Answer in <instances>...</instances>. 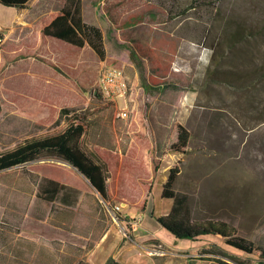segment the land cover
<instances>
[{
    "label": "rangeland",
    "instance_id": "1",
    "mask_svg": "<svg viewBox=\"0 0 264 264\" xmlns=\"http://www.w3.org/2000/svg\"><path fill=\"white\" fill-rule=\"evenodd\" d=\"M43 9L57 16L46 32L80 43L56 50L55 73L79 86L92 77V92L108 66L121 68L128 81L125 119L114 118L122 99L106 103L93 94L95 104L84 109L94 104L104 111L101 142L108 148L111 125L124 128L122 152L107 150L109 167L81 146L104 164L118 189L131 190L151 176L140 208L149 229L143 238L152 235L149 222L157 217L179 232L214 223L224 243L219 248L249 253L243 264L264 261V0H41ZM243 67L257 68L244 73ZM47 106L53 105H41L33 90L19 98L0 88V160L21 161L0 170V264H103L118 254L109 242L123 232L115 219L137 215L128 209L131 216H124L123 204L113 217L107 207L130 203L133 195L121 187L114 199L94 191L76 208L35 198L41 167L54 170L53 161L67 156L65 144L53 143L72 135L70 126L91 121L84 110L63 105L57 114ZM128 220L122 224L132 237ZM183 240L189 239L178 238L177 246Z\"/></svg>",
    "mask_w": 264,
    "mask_h": 264
},
{
    "label": "crops",
    "instance_id": "2",
    "mask_svg": "<svg viewBox=\"0 0 264 264\" xmlns=\"http://www.w3.org/2000/svg\"><path fill=\"white\" fill-rule=\"evenodd\" d=\"M52 14L51 9L41 10V0H30L28 5L22 8L0 3V88L6 90L8 96L19 98L28 95L29 90H33L35 95L41 98V105L44 103L53 105L52 107L47 106V110H45L47 112L60 114L62 109L60 107L63 105L73 111H83L88 102L94 103L93 79L89 77V79L83 81L82 86H79L74 78L66 77L63 79L62 75L55 73L51 68L50 64H54L56 61L54 53L56 50L65 48L64 46L68 42L60 39V37H56L59 41L53 40L55 37L45 31L57 17ZM46 35L52 37L51 41L46 40L47 43L43 41V36L49 38ZM42 100L44 103H42ZM94 104L83 112L91 121L87 126H82L76 138V143L82 151H85L81 146V144H84L86 148L93 151L109 166L106 152L107 150L116 154L122 152L123 147L121 145L125 141L124 128L120 125H117V127L114 124L111 125L112 129L110 127V131L113 132L114 144L109 148L105 146L101 142L103 141L101 136L105 134L101 126L107 125L102 122L103 118L100 117L105 113L100 106ZM56 106L60 108V111ZM54 148L58 147L55 145ZM53 163L55 164L54 170L41 167V176L77 188L80 195L76 203L81 200L83 195L91 194L94 191L99 194L90 183L89 178L74 166L71 160L63 158L62 161L55 160ZM143 178H145L143 179L145 183H139L131 190L119 186L122 191L133 195L130 197V203L119 201L122 206L124 204L122 207L126 210L124 216H131L128 209H134L137 215L132 219L138 217L139 221L132 229L133 235L131 237L126 235L125 227L122 224L123 220L125 222L128 219H115L123 232L120 237L116 233L118 240L109 239V242L113 246L116 244V246H119L118 254L122 253V255L119 257L117 254L115 258L118 261L122 264H141V257H145L144 264H243L244 260L249 259V253H237L228 248H219L224 243L217 237L219 235L217 233L198 235L193 238L186 237L189 240H183L182 246H177L178 238L185 237H175L170 231L153 220L149 222L152 235L149 238H143V235L149 229L143 225L145 215L141 212L144 209L140 208L145 202L147 203L151 176L147 175ZM101 183L108 199L118 197V182H114L110 177L103 176ZM25 203L29 205L28 199ZM61 205L67 208H76L73 205ZM109 230L110 227L105 230L102 237L107 238L106 234ZM124 236H127V238H124Z\"/></svg>",
    "mask_w": 264,
    "mask_h": 264
},
{
    "label": "trees",
    "instance_id": "3",
    "mask_svg": "<svg viewBox=\"0 0 264 264\" xmlns=\"http://www.w3.org/2000/svg\"><path fill=\"white\" fill-rule=\"evenodd\" d=\"M30 0H0V3L7 6H14L17 8H22L28 5ZM138 17H134L131 19V22H136ZM241 19L246 20L241 17ZM263 20V19H262ZM258 21V24L261 23V21ZM251 22V21H250ZM260 22V23H259ZM245 21L239 22L240 26H244ZM255 24V23H254ZM257 24V23H256ZM54 26V22H52L48 28L52 29ZM259 25L256 27L258 28ZM260 28V27H259ZM252 26H250L249 30H252ZM53 36L60 37L68 42H72L75 44H80L79 41H76L74 38L71 37V35H64V34H58L56 32L47 31ZM65 32L68 34L71 33V30H67L65 28ZM264 34V33H263ZM130 53L132 54V57L135 61V64L138 67L139 70V78L141 80V83L144 86H147L144 70L142 67V64L140 60L136 57V55L133 53V51L128 48ZM260 67V66H258ZM243 71L248 72L253 70L254 68L250 67H243ZM82 127L79 125V123L76 124L75 127H69L67 130L69 133H72V135H66L61 136L57 138L56 142L53 143V146H61V144H65V150H66V158L71 160V163L76 166L83 174H85L89 180L90 183L95 187V189L99 192V195L102 198H106V193L103 187V184L101 183L102 177H106L104 173H106V169L104 167V164L101 161L96 160L91 155H89L86 151H82L78 148L76 143V138L79 135ZM42 148L46 147L47 145H41ZM60 148V147H59ZM20 160L18 161H9L6 163H2L0 160V170L8 167H12L14 165H17ZM27 174H30L31 172L26 171ZM80 195V191L77 188H74L72 186H69L67 184L61 183L57 180L48 178L46 176H38V179L36 181V189H35V198L40 199L44 202L53 204L55 201H57L59 204H66V205H74ZM157 222L164 228H166L168 231H170L175 237L182 236V237H196L198 235H212L216 233H220L221 230L214 225V223H207L204 225L199 226V229H196L195 231L191 232L189 230H185L183 232H179L178 230H174L170 226L166 225V223L163 221L161 217H157ZM222 226H225V224L222 223ZM124 238H127L125 236ZM103 264H122L120 261H118L115 256L108 255L105 259ZM252 264H264V261L259 259L257 261H253Z\"/></svg>",
    "mask_w": 264,
    "mask_h": 264
},
{
    "label": "built area",
    "instance_id": "4",
    "mask_svg": "<svg viewBox=\"0 0 264 264\" xmlns=\"http://www.w3.org/2000/svg\"><path fill=\"white\" fill-rule=\"evenodd\" d=\"M128 90L129 84L122 69L117 66H108L101 69L98 73L93 94L106 103H116L119 99H122L124 104L121 107H116L114 118L125 119L129 111L126 104ZM121 207L120 203L110 205L107 207V211L115 217V214L120 211ZM137 222L138 219L128 220L131 231Z\"/></svg>",
    "mask_w": 264,
    "mask_h": 264
}]
</instances>
